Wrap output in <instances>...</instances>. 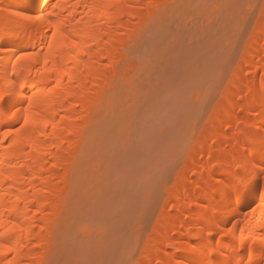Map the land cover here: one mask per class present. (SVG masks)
<instances>
[{
  "label": "rangeland",
  "instance_id": "obj_1",
  "mask_svg": "<svg viewBox=\"0 0 264 264\" xmlns=\"http://www.w3.org/2000/svg\"><path fill=\"white\" fill-rule=\"evenodd\" d=\"M149 1L143 20L132 21L133 34L125 30L116 43L123 53L112 79L92 91V116L76 138L66 176L55 175L60 206L43 246L32 245L41 254L35 264H146L148 255L157 257L159 243L160 256L169 260L180 245L168 239L180 241L201 209L186 210L185 200L178 199L182 172L195 180L205 143L224 125L220 112L245 107L254 94L245 87L226 100L235 84L257 83L262 75L246 59L264 44V0ZM263 61L258 57L254 66ZM252 130L237 137L229 163ZM232 134L219 139L213 155ZM195 188L202 205L214 186ZM184 214L186 227L175 233L172 227ZM163 221L168 226L156 232Z\"/></svg>",
  "mask_w": 264,
  "mask_h": 264
},
{
  "label": "bare ground",
  "instance_id": "obj_2",
  "mask_svg": "<svg viewBox=\"0 0 264 264\" xmlns=\"http://www.w3.org/2000/svg\"><path fill=\"white\" fill-rule=\"evenodd\" d=\"M148 1L0 0V264L38 261L41 254L32 245L43 246L44 231L60 206L55 175L65 171L66 176L76 138L92 116V91L112 79L123 51L116 43L125 30L133 34L132 21L143 20ZM261 56L264 44L246 59L262 71L259 81L235 84L226 100L245 87L252 98L243 108L220 112L224 125L205 143L201 172L193 183L182 172L176 186L183 189L178 199L185 200L184 209L201 208L192 216V230L181 233L180 241L170 236L171 246L180 245L171 261L160 256L159 243L157 257L148 255L146 264H264V61L254 66ZM248 130L237 159L229 163L237 137ZM229 131L233 137L213 155L212 147ZM201 183L214 189L199 205L195 186ZM173 208L179 210L180 204ZM187 219L181 216L173 231L185 228ZM167 226L163 221L156 232Z\"/></svg>",
  "mask_w": 264,
  "mask_h": 264
},
{
  "label": "snow or ice",
  "instance_id": "obj_3",
  "mask_svg": "<svg viewBox=\"0 0 264 264\" xmlns=\"http://www.w3.org/2000/svg\"><path fill=\"white\" fill-rule=\"evenodd\" d=\"M2 247H3V246H2V245H0V251H2Z\"/></svg>",
  "mask_w": 264,
  "mask_h": 264
}]
</instances>
